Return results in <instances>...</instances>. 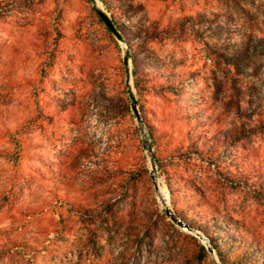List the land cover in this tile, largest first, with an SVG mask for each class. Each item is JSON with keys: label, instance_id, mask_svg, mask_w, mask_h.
Instances as JSON below:
<instances>
[{"label": "rangeland", "instance_id": "374dc122", "mask_svg": "<svg viewBox=\"0 0 264 264\" xmlns=\"http://www.w3.org/2000/svg\"><path fill=\"white\" fill-rule=\"evenodd\" d=\"M262 70L264 0H0V151L18 155L0 156V248L27 243L35 264H223L207 232L238 230L191 223L197 187L264 241V190L235 157L264 178ZM190 134L219 146L211 160Z\"/></svg>", "mask_w": 264, "mask_h": 264}, {"label": "trees", "instance_id": "16d2710c", "mask_svg": "<svg viewBox=\"0 0 264 264\" xmlns=\"http://www.w3.org/2000/svg\"><path fill=\"white\" fill-rule=\"evenodd\" d=\"M114 23L116 24L115 21ZM106 25L108 29L111 30L107 23ZM133 75L135 79L138 78V72L136 68L133 71ZM256 129L258 128L242 129L238 131L235 130L231 132V134L227 138L230 143L229 145L244 144L245 142L243 139L248 137L249 133L254 132ZM187 140L189 141V143L190 141H192L193 144L198 143V138L193 136L192 134L188 135ZM200 141H202V143L201 145L198 143L196 149L201 152L202 157L206 158L207 160H211V158L214 157L216 149H218L219 146H216L215 148L213 147L215 143H213V146H210L212 144H210L209 142L203 141L202 139ZM154 144L155 138L153 137L151 142L152 147L154 146ZM18 145L21 146L22 144L18 143ZM192 148H194V146ZM0 156L9 159L15 164V157H17L18 155H14L13 153L6 150H1ZM171 156L172 155L170 154V157ZM235 157H238L240 163L242 164L241 171L243 172V176L238 177V179H240L239 181L242 182V184H245L247 187L253 188L255 191L264 190V178L262 177V174L258 172L255 164L247 160L248 158L251 159L249 154L238 153V155H236ZM223 159L225 160V158ZM155 160L159 170L161 169L163 171L164 162H162V160L157 156V153H155ZM166 162H172V159L168 158ZM64 175L65 174L54 173L52 176L56 180L62 181L64 180ZM169 185L173 190V193L175 194L173 196L175 200L179 198H185L187 196V194L185 193H187L189 189V184L186 182L185 178L177 176V174H175L174 179L169 181ZM190 195L192 196L193 201L192 205L190 206L195 212L194 216L191 218V223L194 220L198 221L199 219H201L199 217H206L209 214L210 218L216 220L217 222L228 223L229 225H232V229L238 230L237 235L233 236L235 238L226 237V235H224L217 229H213L211 232H207L210 238L211 246L216 251L219 259L223 264H264V241L260 239L259 232L251 229L249 226L240 224L239 220H237L233 216H227L225 214L216 216L214 213L220 212L219 208L215 204H212L206 198L205 194L199 187L192 190ZM198 196L202 197L203 200L195 198ZM44 211L45 210L42 209L40 213ZM220 213L222 214V212ZM97 243V231L95 230V228L87 226V240L85 242V246L96 247ZM200 248L203 251L205 250L204 247ZM96 250H100V246L96 248ZM39 252H41V250L33 248L27 243L11 241L0 248V261L4 258H7L8 256L18 255L22 258L23 264H35V257ZM187 263L194 264L190 260H188Z\"/></svg>", "mask_w": 264, "mask_h": 264}, {"label": "water", "instance_id": "95a60500", "mask_svg": "<svg viewBox=\"0 0 264 264\" xmlns=\"http://www.w3.org/2000/svg\"><path fill=\"white\" fill-rule=\"evenodd\" d=\"M99 15L101 16V18L109 25V27L111 28V30L114 32V34L118 37V38H121L118 34H117V32H116V30H115V28H114V25H113V22L109 19V17L107 16V15H105L104 13H102V12H99ZM125 61L127 62L128 61V56H126L125 57ZM133 110H134V112H135V114H136V116H137V118H139V114H138V111H137V109H136V106L134 105L133 106ZM148 149L149 150H152L153 148H152V145H151V143L149 142V144H148ZM178 224L179 225H184V223L183 222H181V221H178ZM186 226V225H185ZM210 250V249H209ZM213 249H211V251H212Z\"/></svg>", "mask_w": 264, "mask_h": 264}, {"label": "snow or ice", "instance_id": "6c2138e0", "mask_svg": "<svg viewBox=\"0 0 264 264\" xmlns=\"http://www.w3.org/2000/svg\"><path fill=\"white\" fill-rule=\"evenodd\" d=\"M233 54L238 57L243 56V53L240 51V49H235ZM260 76H261V79H264V70L261 71Z\"/></svg>", "mask_w": 264, "mask_h": 264}, {"label": "bare ground", "instance_id": "6f19581e", "mask_svg": "<svg viewBox=\"0 0 264 264\" xmlns=\"http://www.w3.org/2000/svg\"><path fill=\"white\" fill-rule=\"evenodd\" d=\"M160 194H162L161 192H160ZM162 199H163V201H164V203L166 202V199H165V197H161Z\"/></svg>", "mask_w": 264, "mask_h": 264}]
</instances>
